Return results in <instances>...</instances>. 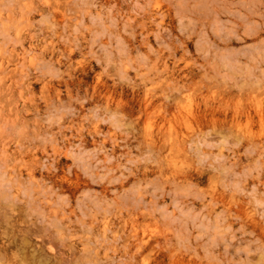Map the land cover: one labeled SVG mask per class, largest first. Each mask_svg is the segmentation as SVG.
Instances as JSON below:
<instances>
[{"label": "rangeland", "instance_id": "374dc122", "mask_svg": "<svg viewBox=\"0 0 264 264\" xmlns=\"http://www.w3.org/2000/svg\"><path fill=\"white\" fill-rule=\"evenodd\" d=\"M0 264H264V0H0Z\"/></svg>", "mask_w": 264, "mask_h": 264}]
</instances>
